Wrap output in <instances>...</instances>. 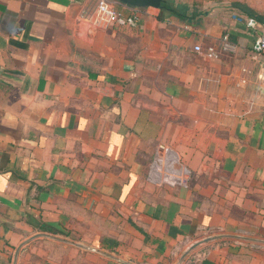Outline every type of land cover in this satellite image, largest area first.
I'll use <instances>...</instances> for the list:
<instances>
[{
  "label": "crops",
  "instance_id": "1",
  "mask_svg": "<svg viewBox=\"0 0 264 264\" xmlns=\"http://www.w3.org/2000/svg\"><path fill=\"white\" fill-rule=\"evenodd\" d=\"M97 2L0 0V264L38 233L122 261L39 236L17 264H176L209 236L264 239V62L244 13L189 4L188 22L150 7L138 27L89 30ZM161 143L187 184L151 180ZM194 250L200 264H264L247 240Z\"/></svg>",
  "mask_w": 264,
  "mask_h": 264
},
{
  "label": "built area",
  "instance_id": "2",
  "mask_svg": "<svg viewBox=\"0 0 264 264\" xmlns=\"http://www.w3.org/2000/svg\"><path fill=\"white\" fill-rule=\"evenodd\" d=\"M119 0H98L92 12L83 15L88 23L89 30L108 28L112 25L138 27L141 23L142 10L140 7H130L132 11L126 14L118 9ZM233 19L245 25L247 31L253 38V51L263 59L264 62V23L258 18L245 14H233ZM229 35L223 39L224 48L230 47ZM195 50L202 52L200 45ZM207 55L212 58L218 57L214 47H209ZM150 178L153 182L164 183L171 181L175 184H187L190 178V170L182 164L177 154L167 145L161 143L158 146L155 158L151 165ZM205 254L201 251H191L183 261V264H200Z\"/></svg>",
  "mask_w": 264,
  "mask_h": 264
},
{
  "label": "water",
  "instance_id": "3",
  "mask_svg": "<svg viewBox=\"0 0 264 264\" xmlns=\"http://www.w3.org/2000/svg\"><path fill=\"white\" fill-rule=\"evenodd\" d=\"M119 1L122 2V3H125L127 5H130V6H134V7H140V8H150V7H152V8H158V9L163 8L165 6V4L167 3V0H119ZM39 236L50 237V238H53V239H56V240H60L62 242H66V243H69V244H72V245H75V246H79V247L85 248L87 250H92V251H95V252H99V253L107 255V256H109L111 258H115V259H117L119 261L121 260L120 258H117V257H115V256H113V255H111V254H109L107 252H104L102 250H99L97 248H94V247H91V246H87V245H83V244H80L78 242L67 240L65 238H61V237L54 236V235L47 234V233H38V234L34 235L32 238H30L29 240L25 241L21 246H23L24 244H26L30 240H32V239H34L36 237H39ZM221 239H237V240H241V241L242 240H247V241H251V242H254V243L264 244V239L254 238V237L244 236V235L241 236L240 234L225 233V234L213 235V236L207 237V239L204 238L203 240L195 242V244H193L187 251L184 252V254L181 256V258L178 260V262L176 264H182V262L189 255V253L191 251H193L195 248L199 247L200 245L205 244V243L210 242V241L221 240ZM21 246H19V248L17 249L13 264H17L18 255H19L20 249L22 248Z\"/></svg>",
  "mask_w": 264,
  "mask_h": 264
},
{
  "label": "trees",
  "instance_id": "4",
  "mask_svg": "<svg viewBox=\"0 0 264 264\" xmlns=\"http://www.w3.org/2000/svg\"><path fill=\"white\" fill-rule=\"evenodd\" d=\"M238 8L242 13L253 16L264 22L263 17L257 15L254 9L243 2H236L233 5ZM162 14L174 15L179 17L182 20H186L188 22L191 21L192 17L196 15L195 11H191V6L187 3H179L176 4L174 0H167V3L163 8H161Z\"/></svg>",
  "mask_w": 264,
  "mask_h": 264
},
{
  "label": "rangeland",
  "instance_id": "5",
  "mask_svg": "<svg viewBox=\"0 0 264 264\" xmlns=\"http://www.w3.org/2000/svg\"><path fill=\"white\" fill-rule=\"evenodd\" d=\"M176 4L187 3L197 6L198 9L210 11L217 6L232 7L236 2H243L256 11L259 16L264 17V0H174Z\"/></svg>",
  "mask_w": 264,
  "mask_h": 264
}]
</instances>
